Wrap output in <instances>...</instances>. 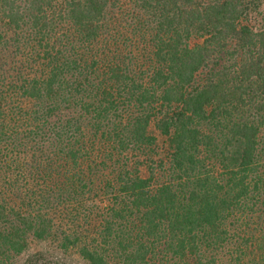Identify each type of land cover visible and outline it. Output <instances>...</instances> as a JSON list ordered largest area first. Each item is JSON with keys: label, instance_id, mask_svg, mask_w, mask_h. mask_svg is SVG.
<instances>
[{"label": "trees", "instance_id": "1", "mask_svg": "<svg viewBox=\"0 0 264 264\" xmlns=\"http://www.w3.org/2000/svg\"><path fill=\"white\" fill-rule=\"evenodd\" d=\"M264 264V0H0V264Z\"/></svg>", "mask_w": 264, "mask_h": 264}, {"label": "rangeland", "instance_id": "2", "mask_svg": "<svg viewBox=\"0 0 264 264\" xmlns=\"http://www.w3.org/2000/svg\"><path fill=\"white\" fill-rule=\"evenodd\" d=\"M47 248L49 249L48 246H39V245L35 244L31 247V250L29 253L17 258L16 262L14 264H28V263H30V260L32 259L33 255L36 254V252L47 250ZM61 260H62L63 264H66V256H61ZM68 263L69 262H67V264ZM72 263L83 264L79 261V259H77V257H75L74 262H72ZM44 264H46V263L44 262ZM47 264H49V263L47 262Z\"/></svg>", "mask_w": 264, "mask_h": 264}]
</instances>
